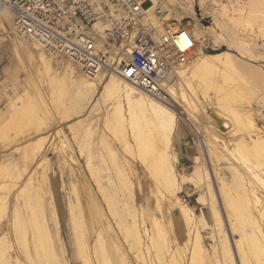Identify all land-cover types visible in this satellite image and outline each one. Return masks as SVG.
Wrapping results in <instances>:
<instances>
[{"label":"bare ground","instance_id":"bare-ground-1","mask_svg":"<svg viewBox=\"0 0 264 264\" xmlns=\"http://www.w3.org/2000/svg\"><path fill=\"white\" fill-rule=\"evenodd\" d=\"M151 1L153 3L150 6L146 5L147 7L144 6V10H147L153 25L159 30H164L166 27L183 28L188 30L197 42H200V44L197 43L195 54L188 63L174 62L170 69L162 70L163 87L171 97L168 103L140 89L117 70L109 72L101 70L93 76L85 73L79 63L47 49L39 41L20 33L12 12L5 7H0V44L4 41L8 42L9 49L19 61V66L33 84L34 97H31L33 94L29 95L24 91L25 96L21 95L20 102L16 99L11 100L8 107L0 110V118L9 119L7 122L0 121V139L5 142L1 145L4 152L0 153V174H6L0 189L10 190L15 185H20L19 195L23 198L22 206L26 211H22L18 203L15 205L11 227L24 247L30 264H63L61 258L64 256L60 257L57 252L55 239L50 233L51 224L47 219L44 197L40 196L34 185V176L37 175L38 167L43 162L49 161L43 152L49 137L44 133L50 126L48 122L45 123L42 116L46 113L50 114V106L55 108V112L63 111L67 107L64 119L72 120L76 116V119L68 126L71 132H77L81 127H87L83 126L84 123L92 117L93 112L97 113L96 110H100V104H104L103 102H110L111 105H108L105 114V126L116 132L123 147L128 149L127 152L132 154L135 151L134 154L139 163L153 175L156 184L163 187L167 209L177 220V225L181 229L177 237L172 238V243H176L178 252L180 248L182 251L184 246H191L188 264H238L237 258L240 264H264V125L260 126L257 122L256 109L252 104L254 101L246 97L247 94L242 92L241 87L236 89L229 87L230 72L238 71L240 63L250 64L258 60L260 54L262 56L264 54L259 52L260 47L264 49V0ZM180 2L190 4L194 11L173 14L169 6ZM196 5L200 6L202 18L195 11ZM157 6L166 12L165 18H159L153 12ZM203 21L209 24L206 25ZM214 25L224 29L214 31V27L211 28ZM95 27H100V24H95ZM240 27L246 30H243L242 34L238 32L242 29ZM255 27L258 31H254ZM218 40L224 41L229 50L205 51L206 46ZM259 42L262 44L260 45ZM234 50L238 56L232 53ZM100 85L101 90H99ZM249 95L251 97V94ZM243 98L248 101L240 107L233 104L234 101L238 102ZM172 100L183 107L184 111L180 112L183 118L171 103ZM68 101H70L69 105H67ZM89 104V111L85 114L84 110ZM53 111L51 109V113ZM63 112L61 114H64ZM260 116L264 120V112ZM180 125H189L194 135L199 138L201 155L194 156L195 165L190 173L179 172L175 165L179 161V154L173 151V146L174 140L179 139L177 131ZM56 131L61 132L62 128ZM149 134H152L154 141L151 145H146V135ZM67 140L65 143L68 142ZM88 147L86 151L85 148L81 151L86 156L88 165H96L97 162L94 161L96 159L100 162L104 161L106 157L103 151L97 149V152H92ZM133 148L134 151L130 152L129 149ZM212 148L219 149L224 154L236 153L237 158L239 156L243 158L246 166L252 170L250 179L248 178L251 187L245 182L239 170L237 173L240 182L232 185L210 167H206L203 156L208 162L214 153ZM81 153L79 154L82 155ZM70 156L75 162L74 156ZM252 157L257 163L252 162ZM256 167L260 169L253 170ZM130 170H133L132 167ZM118 171V177L123 178L122 182L128 189L126 196L130 202H135V190L127 176L125 164L120 163ZM90 172L91 175H95L92 169ZM44 174L41 173L42 176ZM6 177L10 179H5ZM214 180L220 186L219 195L235 246H232L226 231V223L219 204L220 198L218 199L214 193V185H217V183L214 184ZM81 182L80 186L75 177L72 183V192L78 211L73 210L70 214L72 232H74L81 262L82 264H112L114 259L116 261L113 263H118L121 260L116 254L120 247L116 242L114 245L104 239L102 231L109 228L108 223L107 221L104 223L100 218L101 215L98 212L100 209L95 210L92 196L88 194V189L82 188ZM189 183L200 189L197 201L203 205L201 214L194 212L193 208L181 199L180 194L184 186ZM257 183L263 190L260 195H257L258 189L254 188ZM40 186L39 190L42 191L43 187ZM138 186H140L139 183ZM148 200H145L147 205ZM117 203L116 199L110 198L109 207L114 215H123L119 210L116 211ZM132 207L134 210L136 207V211L133 210L136 214L139 207L137 205ZM145 207L143 205L139 210ZM130 213L128 212L129 215ZM208 214L213 219L214 228L211 231L215 240L210 252L203 242V236L198 227L200 222L209 225ZM3 217L0 211V222ZM167 218L163 215L164 224L154 219V229L149 227L140 229L139 221L134 215L130 226H127L124 221L119 222L120 225L115 224L117 228L119 226V229L125 227L129 248L136 256L144 257V251L147 250L152 252L151 264H187L181 260V256H178V259L173 250L163 249L158 241L159 235L164 233V229L167 230L165 225L173 222ZM52 221L56 224L55 219ZM29 232L32 233V238L29 237ZM4 235L0 234V244L5 238ZM58 238L57 240L60 239ZM162 240L164 244H168L167 238ZM110 247H112L111 250H109ZM5 248L7 250V246L4 247V251ZM2 250L3 248L0 249L1 253L4 252ZM122 259L123 263L119 264H135L128 257ZM133 260L140 264L139 260L135 258Z\"/></svg>","mask_w":264,"mask_h":264},{"label":"rangeland","instance_id":"rangeland-1","mask_svg":"<svg viewBox=\"0 0 264 264\" xmlns=\"http://www.w3.org/2000/svg\"><path fill=\"white\" fill-rule=\"evenodd\" d=\"M198 6L199 5H196L195 11L198 14H200V17L202 18L201 16L202 11L200 10V6L199 7ZM169 7L171 8V11L173 14H176L179 12L191 13L194 11V8L190 4H187L184 2L176 3L175 5H172ZM165 15H166V12L164 16ZM204 20H206V18ZM203 22L206 25L209 24L208 22H205V21ZM211 28H213L214 31H217V32L224 29L220 26H215V25L212 26ZM241 28L242 27H240V29ZM244 29L245 28H242L238 32L242 34L244 31H246ZM254 31H258V28L255 27ZM7 43L8 42L4 41L2 44H0V110L8 107L9 105L8 103H10L11 100L16 99L17 102H20L19 99L21 98V95L22 97L25 96L24 91L26 94H29V95L33 94L32 81L28 78L26 73L21 69V66H19L20 64H19V61L17 60V57L15 56V54H13L11 49H9V46ZM197 43L200 44L199 41ZM259 44L261 45L262 42H259ZM259 49L260 51L259 50L258 51L260 53L261 52L264 53V49H262L261 47ZM227 50H229V47L222 40H218L217 42H214V43L211 42L208 47L207 46L205 47V51L207 52H220V51H227ZM232 53L238 56V53L235 50L232 51ZM250 64L247 63L246 65V63L244 64L240 63L238 67V71L230 72L229 81L231 80L230 81L231 83L229 84V87H231L230 89H236V88L241 87L242 92L244 94H247L246 97L254 101L252 102V104L254 108L256 109L255 113L257 115V122L259 123L260 126H263L264 120L262 119L260 115L262 112H264V72H263L264 71V54L263 56L262 54H260V57L258 56V60L252 61V63ZM101 89H102V86L100 85L99 90ZM248 93L251 94L252 98L250 97ZM31 97H34V94ZM243 99L238 102L234 101L235 103L233 102V104L237 107H240L244 102L248 101V99L245 100L246 98H243ZM67 103H68L67 105H69L70 101H68ZM103 103L104 104L102 103L100 104V107L102 105V108L99 107L100 110H96L97 113L93 112V114L91 115L92 117H90V119L84 123L83 126H87V127H81L80 130H78L77 132L75 131L71 132L70 126H68L69 124L72 123V121L76 119V116L72 120L64 119L66 115L65 109L67 107L64 108L63 110L64 112L62 110L55 112V108L53 106H50L49 107L50 112L48 111L50 114L46 113L45 116L47 117L42 116L45 120V123L48 122L47 124L48 126H50L49 130H47V132L44 133V134H47L49 137L47 139L46 146L44 149L45 152H43V155H45L48 158L47 160L49 161L48 163L43 162L42 165L38 167L37 173H36L37 175L34 176V185H36L35 190L38 189L40 196L44 197V206H45V210L47 214V219L51 224L50 233L53 235L55 239V245H56L58 254L60 255V257L64 255L61 258L63 264H82L81 258L78 255V249H77L78 247L76 245L74 232H72L73 231L72 223L70 221V214L72 213V211L73 210L74 212L78 211L76 204H75L76 200L72 192V183L75 177H76V180H78L79 185H80V182L82 181L81 182L82 188L85 187L86 190L88 189L87 191H88V194L92 196V202L95 206V210H98V208L100 209L98 210V212L101 215L100 218L103 219L102 221H104V223L107 221L106 223H108L107 225L109 226V228L104 229L102 231L103 237L109 243H112L115 245V242H116L118 244L120 249L118 252L116 251L117 252L116 256L119 257V259L121 260L120 261L121 263H123L122 262L123 257H128V259L135 264L137 263L135 262V260H133V258L139 260L140 264L142 263L151 264L152 252H148L147 250H145L144 257L136 256L133 250L129 248V243L126 240L127 238H126L125 230H124L125 227L124 228L122 227L123 229H119V226L117 228V224L120 225L119 222L124 221L126 222L127 226H130L133 222L132 217L134 215L136 220L139 221L138 224H139L140 229L144 227H147V228L149 227L150 229H152L154 225V219L155 220L158 219L160 220V222L162 221V223L164 224L163 215H165L166 218L168 217L167 218L168 220H172L173 222L165 225L167 226L166 227L167 230L164 229V233L159 235L158 241H160L163 249L166 250V248H168L170 250H173L174 252H176L178 259L181 256V260L185 261L188 264V260L190 259V256H191V253H190L191 246H188V247L184 246L182 247V249L183 248L184 249L181 251V248H180L179 250L181 252L180 251L178 252V247L176 243L175 242L172 243V238L174 239L175 237H177L181 229H180V226L177 225V220L173 218L172 214L170 215L171 212L168 211L167 209V205L164 201V196H163L164 194L163 187L160 185L158 186L152 177L153 175H151V173L148 172V170H146L145 167L141 163H139V161L136 158V154H134L135 153L134 148L132 150L129 149L130 152L134 151L132 152V154L127 152L128 149L123 147V145L121 144V140L118 138V135L116 134V132L108 129L105 126V121H104L105 114H106L107 108L111 105H110V102H103ZM171 103L174 104L173 106H175L176 111L183 118V114L181 115L180 113L181 111H184L183 107H181L179 104H177L173 100L171 101ZM89 106L90 104L87 106V109H85L86 111L84 110L85 114L88 113L89 108H90ZM53 108H54V111H53ZM51 109L53 111L52 113H51ZM62 112L64 114H61ZM61 118L63 119V121H61L62 120ZM2 120L7 122L9 119L0 118V121ZM180 120L183 121V119H180ZM59 122L61 123L57 124ZM60 128H62L61 132L56 131V130H59ZM177 133L179 135V139L174 140L173 151L178 153L180 148L182 147L186 154V157L182 160L183 162H180L179 160L177 163H175V165H176L177 170L178 171L180 170L179 172L190 173L194 169V165H195L194 156L201 155V149L199 146V138L194 135L189 125L188 126L180 125ZM66 140L68 141L67 143H65ZM146 140H147L146 145H151L152 142L154 141V137L152 136V134L146 135ZM89 142H91L90 145H89ZM4 143L5 142H3V140L0 139V153L4 152L3 151L4 149L2 150V146H1L2 144L4 145ZM87 147L90 148L92 152H97L98 151L97 149L103 151L106 157L104 161L100 162L98 159H96L94 160L95 162H97L96 165H88L85 160L86 156L83 153H81L82 149L85 148L84 150L86 151ZM212 149L214 150V153H212V156H210V159L208 162L205 160V157L203 156V160L206 163L205 165L206 167L207 166L210 167V169L214 170V172L218 173V175H221L225 180L231 182L232 185L235 182L236 183L240 182L239 180L240 178L238 176L237 170H239L242 173L245 182L246 183L249 182V179L251 176L250 173L252 172V170L251 169L249 170V168L245 164V161H243L244 160L243 158H241L240 156L239 158H237L236 156H238V154L236 153L229 155V154H224L220 152L219 149L217 150H215V148H212ZM79 153H81L82 155H80ZM70 155L74 156V159H76L75 162L71 158ZM112 160L113 161L115 160V162H113ZM251 160L252 162L257 163L255 158L252 157ZM120 163L121 164L123 163L126 166V170H127L126 172L128 174L127 176L135 190V194H136L135 202H130L128 196H126L128 189L122 182L123 178L122 177L120 178V176L118 177V172H119L118 170H119ZM129 166L132 167L134 171L133 170L131 171ZM76 167H80V168H76ZM76 169H79V170H76ZM91 169L95 173L94 176L91 175V172H90ZM259 169L260 167H256L253 170H259ZM41 173H45L44 176H42ZM5 175L6 174L4 173L0 174V186L2 184V180H3V177H5ZM83 175H85V177ZM25 176L26 174L24 175V177ZM24 177L22 178V180L24 179ZM5 179H10V178L6 177ZM138 183L140 186H142L141 188L140 186H138ZM215 183L217 182L215 181L214 184ZM39 185H41L40 187H43L42 188L43 190L41 189L42 191L39 190ZM19 186L20 185H15L10 190L0 189V194H1L0 211L4 215V217L1 219V222H0V234L1 233L5 234L4 235L5 238H3V241L0 244V249L3 248L2 251H4V247L7 246V250L5 248V251L3 253H1L0 251L1 253L0 263L1 264H13V263L14 264H30L29 258L27 257L25 253L24 247H22L20 240H18L17 236L15 235L13 227H11L12 226L11 217L13 215V209L15 208V205H17L18 203L22 211L24 212L26 211L24 210L22 206L23 198H21V196L19 195V192L21 190ZM248 186L251 187L250 183H248ZM219 187H220L219 183H217V185H214V193L216 194V196H218V199L220 198L219 204H220L222 216H224V221L226 223V231L228 233L229 240L232 246H235L232 234L228 226L227 217L223 209V203L219 195ZM254 188L258 189L257 195H260L261 193H263L262 192L263 190L258 183L255 184ZM199 193H200V189H197L195 185L189 183L184 186L180 194L182 201H184L190 207H192L194 212H196L197 214H201V210L203 208V205H201L197 201V197ZM16 197L18 199H15ZM145 197L147 198L145 199ZM110 198H114L116 199V201H118L116 205V211L119 210L124 216L121 214L114 215L112 213L113 211L109 207ZM147 199H149L148 202L150 203V204L148 203V205H147V202H145V200ZM144 203H146V205ZM127 204L129 205L127 206ZM133 205H137L139 209H141L143 205L144 207L145 206L146 207L141 211L137 209V213L134 214V212L136 211V207L134 210V208L132 207ZM127 210L129 213L131 212L130 215L132 217H130ZM207 218L209 219V225H205L204 222H200L198 223V227L201 230V233L203 236L202 238L203 242L205 243V246L208 248L210 252L212 250L213 244L215 243V240L212 237L213 235L212 231L214 228V224H213V219L211 215L208 214ZM54 219L56 220V224L55 223L53 224L52 220ZM248 229L249 228L247 227V230ZM245 231H246V228H245ZM29 237L31 238L33 237L32 233L30 232H29ZM57 238L61 241L57 240ZM164 238L168 239V244H164V240H162L163 242L161 241V239H164ZM5 240L8 241V243ZM111 248L112 247H110L109 250H111ZM234 252H236L235 247H234ZM178 253L180 255H178ZM236 258H237V253H236ZM7 259H8V262L5 263ZM237 260H238V264H240L238 258ZM113 261H116V260L112 259V264L120 263V262L113 263Z\"/></svg>","mask_w":264,"mask_h":264},{"label":"built area","instance_id":"built-area-1","mask_svg":"<svg viewBox=\"0 0 264 264\" xmlns=\"http://www.w3.org/2000/svg\"><path fill=\"white\" fill-rule=\"evenodd\" d=\"M151 0H0L20 33L81 65L89 75L117 70L166 103L163 69L188 63L197 41L183 28L159 30L144 6ZM147 7V6H146ZM153 12L161 19L165 11ZM99 23L100 27H95Z\"/></svg>","mask_w":264,"mask_h":264},{"label":"crops","instance_id":"crops-1","mask_svg":"<svg viewBox=\"0 0 264 264\" xmlns=\"http://www.w3.org/2000/svg\"><path fill=\"white\" fill-rule=\"evenodd\" d=\"M178 154H179V160H180V162H183L182 160L186 157V154H185V152H184V150H183L182 147L180 148Z\"/></svg>","mask_w":264,"mask_h":264}]
</instances>
